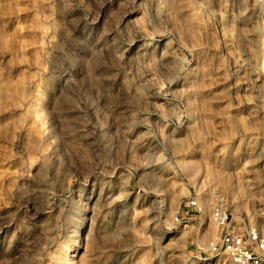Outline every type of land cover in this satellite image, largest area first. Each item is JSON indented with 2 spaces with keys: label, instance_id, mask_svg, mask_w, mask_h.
Returning <instances> with one entry per match:
<instances>
[{
  "label": "rangeland",
  "instance_id": "374dc122",
  "mask_svg": "<svg viewBox=\"0 0 264 264\" xmlns=\"http://www.w3.org/2000/svg\"><path fill=\"white\" fill-rule=\"evenodd\" d=\"M216 198L264 237V0H0V264H232Z\"/></svg>",
  "mask_w": 264,
  "mask_h": 264
},
{
  "label": "built area",
  "instance_id": "2783aa9c",
  "mask_svg": "<svg viewBox=\"0 0 264 264\" xmlns=\"http://www.w3.org/2000/svg\"><path fill=\"white\" fill-rule=\"evenodd\" d=\"M196 214H203L197 200L187 202ZM211 221L219 228V236L209 245L213 254L222 253L232 264H264V237L255 229L234 226L222 198H216L210 211ZM176 224L180 223L174 218Z\"/></svg>",
  "mask_w": 264,
  "mask_h": 264
}]
</instances>
